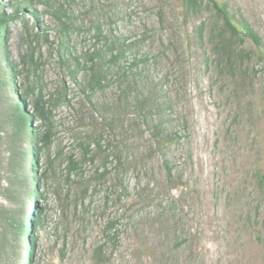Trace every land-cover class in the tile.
<instances>
[{"label":"rangeland","instance_id":"rangeland-1","mask_svg":"<svg viewBox=\"0 0 264 264\" xmlns=\"http://www.w3.org/2000/svg\"><path fill=\"white\" fill-rule=\"evenodd\" d=\"M218 1L264 46V0ZM0 12L12 17L0 27L3 104L9 67L18 93L65 94L51 124H33L48 136L29 155L44 218L35 264H91L108 217L120 233L114 264H264V60L252 42L230 65L218 53L222 20L208 4L189 15L186 0H0ZM105 41L131 47L92 90L90 57ZM135 57L144 61L128 72ZM98 135L116 146L102 184L85 155ZM81 198L88 210L76 213Z\"/></svg>","mask_w":264,"mask_h":264},{"label":"trees","instance_id":"trees-1","mask_svg":"<svg viewBox=\"0 0 264 264\" xmlns=\"http://www.w3.org/2000/svg\"><path fill=\"white\" fill-rule=\"evenodd\" d=\"M204 4L210 5L215 11L216 17L223 22L217 47L218 53L223 55L230 65H235L238 61L242 62L244 54L250 57V51L239 48L240 44H244L246 40L252 42L264 60V46L258 33L245 21H242L243 30H238L229 10L218 0H186L187 13L189 15L198 14ZM28 8H31L32 13L35 14L32 7L28 6ZM14 9L16 11L12 16H16L17 10H19L16 7ZM11 19L12 17L0 12V27H3ZM200 29L202 31L203 26H200ZM113 44V42L109 44L108 41H105L103 48L90 57L95 66L91 68L90 77L86 82L89 89L96 90L104 87L107 69L110 66L117 65V68L121 70L120 66L126 64V52L131 44L127 45L126 41H117L115 48L111 46ZM103 51H106V54L102 55ZM96 61L102 62L98 64ZM143 61L136 57L133 58L128 64V72L133 73V69H136ZM6 70L3 84L9 95L7 106L3 104L0 95V264H23L26 244L33 248V251L27 255L26 264H35L37 240L34 234L36 229L43 226L44 218L41 205L38 204V192L33 187L34 183L40 182V177L33 178L29 170V155L33 151L36 153L39 151L37 144L32 141L35 138L48 141V136L42 135L41 127L34 128L33 124L35 121H40L45 125L51 124L53 107L55 103L65 99V94L46 98L42 89L37 87L27 93H18L12 82V77L8 76L9 71L13 73V68L9 67ZM126 72L122 70L121 75L125 76ZM29 97L33 98L30 104L27 102ZM4 137L6 140L2 141ZM28 141L31 143L28 144ZM24 143L27 144V148L24 147ZM115 149L114 143L110 139L104 141L101 135L95 137L85 148V155H90V161L100 163L93 177L99 184L111 178L112 172L108 169V165L112 157L111 152ZM114 157L118 159V156ZM34 163L39 168L38 155L34 159ZM168 170L171 176V168L168 167ZM114 183L116 184L117 181L115 180ZM109 189L106 191V205L110 199ZM29 197L33 200L36 213L32 212L28 216L29 220H26L27 203L25 199ZM74 207L76 213L78 207L84 211L88 210L84 205L83 198L76 200ZM105 215L103 213L102 216L105 217ZM119 246L120 233L117 229V220L108 217L100 230V239L91 247L88 261L91 264H114ZM80 260L83 262L82 259Z\"/></svg>","mask_w":264,"mask_h":264}]
</instances>
